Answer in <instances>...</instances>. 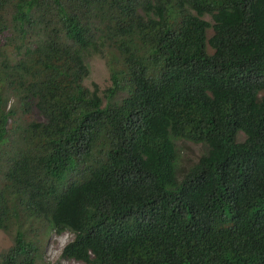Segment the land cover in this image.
Segmentation results:
<instances>
[{"label": "trees", "instance_id": "1", "mask_svg": "<svg viewBox=\"0 0 264 264\" xmlns=\"http://www.w3.org/2000/svg\"><path fill=\"white\" fill-rule=\"evenodd\" d=\"M43 229L82 264H264V0H0V264Z\"/></svg>", "mask_w": 264, "mask_h": 264}, {"label": "rangeland", "instance_id": "2", "mask_svg": "<svg viewBox=\"0 0 264 264\" xmlns=\"http://www.w3.org/2000/svg\"><path fill=\"white\" fill-rule=\"evenodd\" d=\"M89 70L88 84L94 82L102 88L108 83L109 72L104 60L98 58L91 59L89 61ZM11 101L9 103H12ZM176 146L178 149L179 165L185 167L196 162L204 150L202 145L184 141H177ZM34 236H36V242L39 247L33 264H82L61 258L62 249L72 239L69 233L57 235L53 231L43 229L37 230ZM11 246L12 237L0 231V257Z\"/></svg>", "mask_w": 264, "mask_h": 264}, {"label": "clouds", "instance_id": "3", "mask_svg": "<svg viewBox=\"0 0 264 264\" xmlns=\"http://www.w3.org/2000/svg\"><path fill=\"white\" fill-rule=\"evenodd\" d=\"M65 233H69V232H65ZM70 234V233H69ZM71 235V234H70ZM72 236V235H71ZM69 243V242H68ZM63 250V249H62ZM62 253V252H61Z\"/></svg>", "mask_w": 264, "mask_h": 264}]
</instances>
